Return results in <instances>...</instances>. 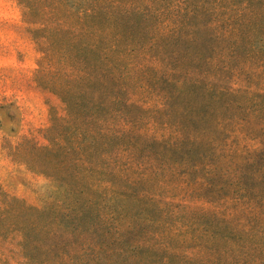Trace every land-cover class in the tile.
Masks as SVG:
<instances>
[{
  "label": "trees",
  "instance_id": "obj_1",
  "mask_svg": "<svg viewBox=\"0 0 264 264\" xmlns=\"http://www.w3.org/2000/svg\"><path fill=\"white\" fill-rule=\"evenodd\" d=\"M19 1L41 53L36 81L63 112L52 109L46 145L14 147L48 181L41 204L10 197L0 208V237L21 264H264L263 208L229 205L233 196L215 190L192 202L172 182L181 166L214 172L218 159L243 158L235 139L255 120L264 139V88L244 84L248 66L235 63L264 50L254 45L264 0L153 21L140 0ZM138 74H158L163 105L178 116L162 132L137 126ZM258 177L244 171L236 184L261 193Z\"/></svg>",
  "mask_w": 264,
  "mask_h": 264
},
{
  "label": "rangeland",
  "instance_id": "obj_2",
  "mask_svg": "<svg viewBox=\"0 0 264 264\" xmlns=\"http://www.w3.org/2000/svg\"><path fill=\"white\" fill-rule=\"evenodd\" d=\"M235 0H140L143 3V16L156 20L160 18L175 19L188 15L197 8L200 12L213 14L215 10L225 12ZM153 4V5H152ZM151 6V7H150ZM220 7V9H219ZM156 15V16H155ZM202 18V15H201ZM206 17H203V19ZM211 19V17L209 18ZM212 20L215 26L225 29L227 22L219 15ZM264 27V20H262ZM151 24V23H150ZM29 24L24 16L19 0H0V208L10 197L24 199L30 205L42 203V195L46 193L48 183L44 175L31 171L21 162L14 151V147L26 140H32L40 146L48 143L45 134L52 124V109L59 116L63 114L62 104L57 95L41 87L36 81L38 61L41 57ZM256 40V44L264 43V29ZM228 59H226L227 61ZM232 62V58H229ZM236 64H246L247 70L242 71L240 79L244 84L264 88V50L255 54L239 55ZM135 82V99L138 107L133 108V116L137 126L149 128V135L153 131L167 129L177 123V115L163 103L164 91L158 74ZM143 83H145L144 86ZM252 122L254 129H248L246 136L235 142L240 148L239 155L243 158L218 159L214 172H208L210 166L191 167L181 166L173 173L172 182H176L174 192L185 195L195 202L196 199L216 191V199L228 193L233 198L228 204L239 205L251 199L258 207L264 209V177L259 180L262 185L258 192H248V186L236 184L238 175L254 171V175L264 176V144L261 143L262 129ZM140 140L142 145L147 142ZM144 151L141 155L146 154ZM250 156V158H248ZM245 158V159H244ZM261 161V164L259 162ZM250 163V164H247ZM256 169V171H255ZM136 171H141L137 169ZM168 170L161 171L165 176ZM210 178L213 184L205 179ZM220 194V195H219ZM187 203L194 206V203ZM201 205V203H197ZM209 206V205H208ZM256 226L255 222H249ZM22 258L11 240L0 237V264H21Z\"/></svg>",
  "mask_w": 264,
  "mask_h": 264
}]
</instances>
